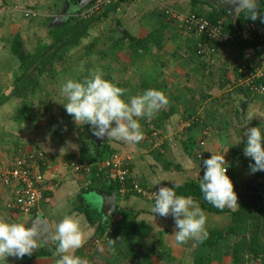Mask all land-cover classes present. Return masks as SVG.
I'll use <instances>...</instances> for the list:
<instances>
[{
	"label": "crops",
	"instance_id": "0c3cea01",
	"mask_svg": "<svg viewBox=\"0 0 264 264\" xmlns=\"http://www.w3.org/2000/svg\"><path fill=\"white\" fill-rule=\"evenodd\" d=\"M30 1L32 0H7V6H33L41 15L39 19L43 22L47 19L44 25V31L47 30L46 36L47 38L50 36L51 39L52 36L50 35V31L55 25L65 23L70 17L75 16V14L77 15V13L83 14L85 11L80 10L77 0H41L39 1L40 4H38L37 0H33L35 1L34 4ZM169 3L174 2L173 0H168L167 2L165 0H136L121 3L116 11V15H120L119 20H117L118 30L116 31L117 33L112 36L111 44L107 46H103L102 44L101 47H97L100 42L96 41L94 47L101 48L102 50H100L103 53H100L101 56H98V59L95 60L96 62L90 63V61H84L85 64H83L87 69H93V67H95L101 70L105 79L111 82H118L116 84L123 89L126 86L128 87V83L131 81L130 78L136 77L141 81L145 90L151 88L156 90L161 89L163 91L171 104L168 103L169 105H166L167 108L164 106L161 110L157 111L156 115L152 118H145L141 121V123L144 124V127H142L143 135L144 131H147V126L145 125L147 122L150 123V120H155L161 111H168L171 106H174L175 111L170 118L163 122L160 119H156L155 123H157L165 135L166 140L163 149L165 150L168 148L177 155L178 164L176 165V171L178 172L164 171L162 169V171L159 172V178L152 177L154 173H158L153 166L140 161L141 159L138 152L141 145H144L142 143L143 140L139 143H126L123 141L97 139L92 134L90 126L84 125L82 122L78 124L75 123L72 117L66 113L62 103H66L67 101L64 97L59 95V89L61 84L67 79L83 80V75L81 72L77 71L78 67L73 68L69 66V70L72 68L71 72H69V70H66V66V68H60L53 74H48L47 78L44 77L40 80L36 92L29 95L30 99H27V97L20 98L11 96L14 89V81L20 73V62L12 53L10 45H12V41L17 34H21L24 43H27V41L31 39L33 41H38V34H43V28L41 29L39 27L37 22L38 19L28 20L16 12L12 15L11 12L0 14V99L1 97H7L6 102L0 106V160L13 156L21 147L27 149H42L47 152L51 158L50 166H48L45 172V191L48 194L44 196L41 201L39 210L33 215H23L8 210L6 208V202L10 196L9 188L0 181V218L10 222H23L31 226L38 213H41L48 220L52 234L54 235L55 227L59 220L63 218L64 215L70 214L77 218L82 226L85 238V243L81 247L83 249V247L95 237L96 228L90 225L85 213L79 208L82 205V199H80V197L82 196L85 203L96 206L100 211L102 201L97 192L100 190L105 191L103 187L105 183L96 185L102 186L99 189H90L91 176L87 173L73 172L70 167L71 159L74 155L76 158H79L82 152L91 157L95 155V150L97 148L100 149L102 145L107 142L116 150V153L124 154L127 159L130 160L128 162L129 167L132 168L130 169L132 170L133 176L140 179L143 184L153 190H157V188L159 189V187L166 186L167 184H183L187 181L189 178L184 181L181 180L182 176L179 172L181 170L178 169L179 166L180 168L181 166L186 168L184 164L194 167L193 169L199 171L201 174L200 177L202 178L204 169L202 166L200 168V164H203L204 159L210 158L212 153L222 155L223 149L226 151L225 154H228L227 142L222 136L223 130H214L217 132L220 131L219 135L214 133V131H212L213 133L211 134L208 133L209 135H204L203 132L205 128L210 129V125L216 121V123L219 124V128L225 129L226 126V124L222 122L223 119L220 121L218 118V116L226 115L225 108L220 107L219 110L222 112H219L218 116H216V112L207 111L205 110L206 106L203 108V106L200 105L204 103L199 95L203 94L201 86L204 87V85L208 83L206 82L207 79H210V82L215 81L211 87H219L222 93L234 90L232 96L235 100L233 101L241 105V117L244 119L243 121L247 122L242 126V130H240L242 135L244 131L250 127H260L264 130V100L256 102V96L249 97L245 95L236 84V68L241 60L237 46L219 47L217 51L212 54H198L195 45L196 40H194L195 38L198 39L197 36L190 37L191 34H189L180 23L169 21L165 16L161 15L162 12L159 14L158 10ZM41 4L44 5L42 6ZM190 4L191 0H187L183 2L179 8L186 11L187 8H191L188 10L191 11L192 4ZM261 7L264 8V3H262ZM102 20H100L101 23H98L103 24L110 22L109 17L106 19L103 18ZM256 22L264 25V22H261L260 18H258ZM163 24H167L165 37L163 39V47L160 49L155 44H151L148 49H141L139 51L140 59L137 58L136 62L132 59H134L133 56H136L134 51L138 52V50L131 46L129 39L123 40L120 44H117V41L122 40L127 34H131L136 38H144L150 32L160 28ZM182 30L184 32H182ZM118 33L120 36L117 35ZM88 38H90V36H88ZM52 41L45 42L52 43ZM83 41L84 39L79 44L66 49L64 60L55 63L53 69H56L58 63L66 62L75 56V52L78 51L77 49L83 44ZM25 48L30 50L27 46H25ZM87 53L83 58H88L90 56L89 52ZM124 54H128V61L123 58L119 59V56ZM99 58L103 59L100 60ZM100 62L102 64H100ZM197 85L199 86L196 88L199 89H191ZM206 86L209 89V86ZM181 87L184 89L183 91ZM176 97L177 99L173 101H177V103L176 105H172V99ZM196 99L198 102H195ZM218 99H222L223 101L225 97H219ZM218 99L214 101V103L222 102ZM183 101L184 103H192L193 106L192 104L185 105L183 109L181 106ZM205 101L208 102L207 99ZM208 109L210 110V108ZM185 111L186 113H184ZM183 113L185 115L189 114L190 116H196L195 118L201 119L205 125L204 128H200V125L196 124L190 131L197 144L203 139L206 141L204 148L196 145L194 155L192 156L185 152L181 141L184 138L183 120L185 116H183ZM229 116H231L230 113ZM251 118L253 119L251 120ZM224 132L227 133L226 130H224ZM178 133L180 136L177 135ZM244 139V143L241 144L243 146V156L248 158L244 155L246 137H244ZM144 141L147 143L146 140ZM231 146H238V144L233 143ZM180 147H182L183 151L179 150ZM205 149L210 151H205ZM162 157H164V155ZM152 158L162 160L157 156L155 158L152 156ZM248 159L251 160L250 158ZM158 162L162 163L161 161ZM239 162L241 161H236L234 164L230 162V165L231 167L234 165L237 168ZM168 165L167 168L169 169L171 164ZM142 166H148L154 172L146 171L148 173L144 174V170L141 168ZM245 167L247 166L245 165ZM230 169L232 174L231 177L234 178V176H236V169H234V171L232 168ZM248 170L249 173H251L249 175L252 176L253 174L249 168ZM161 176L162 178H160ZM194 179L199 180V178ZM155 181H161L160 184L162 183V185L153 186ZM253 183L257 186H264V178L261 180L257 179V181L254 178ZM238 185L239 184L234 183V189L238 188ZM244 198V195L238 198V201L241 202H239V205L235 206L234 210L239 209L241 204L244 203ZM117 205L125 209L142 211L138 219L142 221L147 220L149 222L153 228L151 234L143 240L139 239L141 241L137 239L134 240L136 242L131 244V246L129 243L131 248L126 244L127 242L122 240H118L113 244L106 240H102L93 245L94 247L87 252V256L81 257L78 255L81 248L76 250L75 254L85 259L87 264H151L150 262H153V264H194L196 254L199 252L203 253L204 247H199L196 241L181 245L175 243L173 235L175 222L173 217L171 215L167 217L155 216L152 212L154 206V201L152 199L136 195H121ZM202 210L206 214L209 213L208 210ZM116 212L117 208L113 215L114 219L118 220L119 216L116 215ZM41 236L42 232L39 229V236L37 238L43 241ZM131 242L133 241L131 240ZM54 244L53 242V245ZM47 248L50 247H45L43 244L42 247L38 246L34 249L32 253ZM148 248H151L152 252L158 250L159 253L165 251L170 252L168 249L171 248L173 253L172 255H161L160 253V256L158 254L156 257L154 255L150 257ZM57 259L58 257L54 252L51 255L39 257L25 255L23 258H17L15 256H10L8 259L5 258L0 260V264H56Z\"/></svg>",
	"mask_w": 264,
	"mask_h": 264
},
{
	"label": "clouds",
	"instance_id": "9594fccd",
	"mask_svg": "<svg viewBox=\"0 0 264 264\" xmlns=\"http://www.w3.org/2000/svg\"><path fill=\"white\" fill-rule=\"evenodd\" d=\"M230 3L236 6L235 11L243 10L246 18L252 21L260 18L264 22V8L261 7L264 0H230ZM125 93V89L105 79L99 69L92 70L82 81L67 79L59 89V95L67 101L62 103L66 113L75 123L82 122L90 126L97 139L139 143L143 140L139 120L152 118L169 101L162 91L156 89H148L127 98ZM243 136L246 137L244 155L254 161L249 165L250 171H264V130L250 127L244 131ZM241 139L240 135L237 143ZM225 165L224 155L212 153L210 158L204 159L203 164H200L204 174L199 178V189L203 199L213 207L234 210L238 204V196ZM160 182L155 181L153 186ZM180 186L174 184V187H159L154 192L152 212L155 216L173 217L176 244L203 242L209 235L207 217L191 196L177 194L175 189ZM38 236L39 229L35 224L29 226L23 222H10L0 218V260L10 256L23 258L31 255L34 249L44 244ZM52 241L56 245V264H87L85 259L75 254L84 245L85 238L80 221L74 216L64 215L59 220Z\"/></svg>",
	"mask_w": 264,
	"mask_h": 264
},
{
	"label": "trees",
	"instance_id": "16d2710c",
	"mask_svg": "<svg viewBox=\"0 0 264 264\" xmlns=\"http://www.w3.org/2000/svg\"><path fill=\"white\" fill-rule=\"evenodd\" d=\"M120 4V2L111 4L110 6L106 7L104 11L98 16H94L93 14L92 16L88 17L84 16L81 13H77V15L75 14V16L70 17L67 22L55 25V27L50 31V35L53 39L52 43L41 41L39 42L35 51H30L25 48V43L22 39L21 34H17L12 41L11 51L19 59L20 73L14 81V89L11 96L26 98L29 95L35 93L40 83L39 77L50 74V72L53 71L54 63L64 60L66 49L79 44L84 38L88 37L91 31V26L95 22L102 20L103 18H108L112 12H116ZM191 4V12L200 14L216 24H224V26L226 27L225 29L230 32L241 30L247 20H251L246 18V14L242 10L238 14L235 23L233 24L230 21V16L227 10L221 6L209 4L204 0H191ZM0 7H8L7 0H0ZM166 29L167 24H163L160 28L150 32L144 38H136L131 34H127L124 38H122V40H118L117 44H120L123 40L129 39V41L131 42V46L137 49L138 52L141 49H148L151 44H155L158 48L161 49L163 47V39L165 37ZM188 33L191 34L190 37L197 36L198 39L195 38L194 40H196L195 45L197 47L196 49L198 50L199 43L205 42V37L198 36L193 30H188ZM256 45L257 44H254L255 47H257ZM213 46H216L218 48L225 47L223 45L216 44H214ZM236 46L240 52L241 59L244 57L245 50L251 47L241 41L237 42ZM236 75H238V69L236 70ZM236 84L239 89L243 93H245V95L249 97L256 96L249 90L243 88L238 83ZM148 89L151 88H147V90ZM159 91L162 90L160 89ZM6 100L7 97H1L0 106L4 102H6ZM174 111V106H171L168 111H161L156 119H160L162 122L166 121L174 114ZM196 122V124H199L198 118ZM196 124H193L186 128V133H184V138L182 139L184 150L190 156L194 155V149L196 145H198L196 140L190 133L191 129ZM156 132H159L161 136L165 137L162 131ZM149 133L151 137H153V132L149 131ZM154 139L156 140L155 137ZM164 145L161 147L162 149ZM20 149L26 150L27 148L21 147ZM238 149L239 148L237 146H231L230 148L234 163L236 162L237 158L241 159L244 164L250 169L249 165L254 163V161L249 160L248 158H245L243 156V146L240 152L238 151ZM114 154H116V150L112 148V146H110V144L107 142L103 144L100 149L97 148L95 150V155L91 157L84 152H82L79 158H76L75 155L72 156L71 163L75 160H79L81 162H91V170L89 172H81L87 173L91 176L90 189H99L102 186L96 185H99V183H105V185L103 186L104 190L109 194L115 192L119 199L121 196L119 192L121 183L118 181L108 182L102 175L98 173L97 170V167L101 163L111 158ZM229 170L231 177V169L229 168ZM254 177L256 181L257 179H263L264 171H257ZM130 182L131 180L129 179V186H131V184H129ZM180 185L181 186L179 188L175 189L178 195L191 196L196 202L199 203L202 209L208 210L209 212L215 214H229L230 216L229 225L225 229L217 228L214 230H208V238L203 242H197L199 247L215 248L219 247L228 238H235V242L232 247V264H243L245 259L256 260L259 261L260 264H264V212L263 210L256 207L254 201L251 200L242 203L237 210H231L229 208L220 210L213 207L203 199V194L199 189V180L189 178L187 181ZM166 186L174 187V185L170 184H167ZM47 194L48 193L44 191V196H46ZM132 195L140 196L135 192H129L125 196ZM80 199H82V205L79 208L85 213L90 225L96 228L95 237L86 246H84L83 249L81 248L79 250L78 255H80L81 257L87 256V252H89L92 247H94L93 245L98 240L105 238L106 236L108 238V242L112 244L117 242L118 240H122L124 242L132 240L133 242L130 243L134 244L136 242L134 240H143L147 238L153 230L152 226L147 220L142 221L138 219L142 211L125 209L117 205L116 215L119 216V219L115 220L113 215L112 218L105 221L102 219V214L96 206L85 203L82 196L80 197ZM152 200L154 201V199ZM55 247L56 245L54 244L50 248L34 252L31 255L27 256L39 257L51 255L55 252ZM204 259V253L199 252L195 256L194 264H204Z\"/></svg>",
	"mask_w": 264,
	"mask_h": 264
},
{
	"label": "built area",
	"instance_id": "2783aa9c",
	"mask_svg": "<svg viewBox=\"0 0 264 264\" xmlns=\"http://www.w3.org/2000/svg\"><path fill=\"white\" fill-rule=\"evenodd\" d=\"M129 1L136 0H96L94 4L85 9L83 15L90 17L113 3ZM15 7H1L0 12H11ZM163 12L169 21L180 23L187 32L193 30L198 36L205 37V42L198 45V54L215 53L218 47L213 46L214 44L229 47L241 41L251 46L245 50L244 57L237 65V83L256 96H264V25L247 20L241 30L230 32L225 29L224 24H216L194 12H184L169 5L163 7ZM23 13L28 19L38 16V12L31 8H25ZM254 44H257V47ZM196 121L197 118L194 117L186 121V126H191ZM204 133L208 134L209 130H205ZM154 137L156 138V147L161 148L165 144V137L161 136L159 132H155ZM205 145V139L198 143L201 148H204ZM50 161L49 154L39 148L19 149L13 156L0 160V181L9 188L10 196L6 202L8 210L23 215H33L39 210L46 190L45 172L50 166ZM91 166V162L79 160L70 164L75 173L89 172ZM97 170L108 182L118 181L121 183L119 191L121 195L135 192L141 197L154 199V192L157 191L147 187L140 179L133 176L127 158L121 154H114L101 163ZM227 175L230 177L229 168ZM129 179L131 186L128 185ZM101 240L108 241V238L106 236Z\"/></svg>",
	"mask_w": 264,
	"mask_h": 264
},
{
	"label": "rangeland",
	"instance_id": "374dc122",
	"mask_svg": "<svg viewBox=\"0 0 264 264\" xmlns=\"http://www.w3.org/2000/svg\"><path fill=\"white\" fill-rule=\"evenodd\" d=\"M35 1L32 0L30 2H33L32 4H34ZM37 1H38V4H40L39 1H41V0H37ZM165 1L167 2L168 0H165ZM186 1L187 0H173L174 3H169L170 5L169 4H167V5L173 6V7L177 8V9H181V8H179L180 5L183 2H186ZM41 5L43 6L44 4H41ZM25 8H34V7L31 6V5H24V6H21V5L19 6L18 5L17 7H15V9L13 11H11V15L12 14H15V12H16V13H19V15H21L22 17L25 18V15L23 13L24 10H25ZM105 8L106 7H104L103 9H101L100 12L95 13L94 16L100 15L104 11ZM189 9H191V8H187V11L186 10H182V9L181 10L184 11V12H191V11H188ZM158 11H159V14H160V12H162L161 15L165 16L164 15V12H163V8L160 9V10H158ZM0 14H6V13L0 12ZM119 16L120 15H116V12H112L110 14V16H109V19H110V22L109 23L100 24L101 23L100 20L97 21V22H95L91 26V31H90V34H89L90 38H88V37L84 38L83 44L78 47V49H77L78 51H76L75 54H74L75 56H73L72 58H70L66 62L58 63L56 65V69L54 68L53 71L50 72V74H53L55 71H57L60 68H63V67L66 68V66H67L66 70H69V66H71L73 68L78 67L77 71L78 72H81V74L83 75V79H84L85 77H87L90 74V72L92 70L97 69L95 67H93V69H89V68L87 69V67L83 66V64H85L84 61H86V62L87 61H90V63H94V61L96 59H98V56L100 57L101 54L103 53L101 51L102 50L101 48H95L94 47L96 41L100 42L98 46L96 45L97 47H101L102 44H103V46H107V45H110L111 44V40H112L111 38H112V36H114V34L117 33L116 31L118 30V28H117L118 27L117 20H119V18H120ZM39 17H41V15L38 12V16H36V17H34L32 19H28L27 17L25 18V19H28V20H33V19L36 20V19H38L37 22L39 24V27L41 29L43 28L42 29L43 30L42 31L43 34H41V35L38 34V37H37V40L38 41H33L31 39L32 42H31V40H28L27 43H25V46H27L28 48H30V50H32V51L35 50L36 46H38V44H39L40 41H43V42H45V41L51 42L52 41V39H51L50 36H49V38H47V36H46L47 35V30L44 31V29H45L44 28L45 27L44 25H45V22H46L47 19H45V21L43 22L41 19H39ZM104 19H106V18H104ZM98 22H100V23H98ZM182 32H184V31L182 30ZM117 35L120 36L119 33ZM11 46L12 45H10V48H11ZM87 52H89V54H90L91 57L89 56L88 58H83ZM134 53L136 54V56H133L134 59H132V60L136 62L137 61V58L140 59V56H139V52L134 51ZM120 58H123V59H126V60L129 59L128 58V54H124L122 56H119V59ZM99 59L101 60L103 58H99ZM57 62H55V63H57ZM100 64H102V63L100 62ZM71 69L69 70V72H71ZM44 77L47 78L48 75L41 76V77H39V79L41 80ZM130 79H131V81L129 80L130 83H128L129 84L128 87L126 86L124 88L126 90L125 96H127V97L134 96V95L141 94V93H143L145 91V89L143 87V84H141V81H139L138 78L132 77ZM206 82H208L206 85L209 86V89L204 84H203L204 87L201 86V89H203V92H202L203 94L202 95L199 94V95H200V97H201V99H202V101L204 103L203 104H200V105L203 106V108L206 106L205 107V110H207V111L216 112L215 113L216 116H218V113L219 112L220 113L222 112L221 110H219L220 107L225 108L226 109V111H225L226 115H224L225 117L224 116H220V117L218 116V118H219L220 121H221V119H223L222 122L224 124H226V126H225V129L224 128H219V124H217L216 123L217 121H216L212 125H210V129L205 128V130H209L210 131L209 134L213 133L212 131H214V130H217V131L218 130H223L222 136L224 137V139L227 142L228 154H225L226 151L223 149L222 155L225 156L226 165L229 166L228 168H232L233 171H234V169H236V172H235L236 176H234V178L230 177L232 179V181H233V184L234 183L235 184H239L238 185L239 187L238 188H235L234 190L236 191L238 198L241 195H244V197H245L244 198L245 199L244 202L251 201L252 200V201L255 202V205L258 208V206H260L259 203L261 204V201L264 198V190L262 189V186H261V188H259V186H257L256 184L253 183V179L255 178V177L253 178V176L255 174L252 173L253 174L252 176L249 175L251 173H249L248 168L245 167V164H244V162L241 159H238L237 158V160H236L237 162L238 161H241V162L238 163L239 166L237 168L234 165L232 167L230 165V162H233V164H234L233 157L231 156V151H230L231 145L233 143H237V141H238V139L240 138V135H241L242 139H241V141L239 143H237L238 144L237 147L239 148L238 151L240 152L242 150L241 149L242 148V145L241 144H243L244 143V140H245L244 137H243V135L241 134V131L240 130H242V126L244 124H246L247 122L246 121H243L244 119L241 117V114H242V113H240L241 112L240 111L241 105L240 104H237V103H235L233 101V100H235L233 98V96H232L233 93H234V90H232V91L230 90L231 92L227 91L226 93H222L219 90V87L218 88L217 87H214V88L211 87L212 84H213V82H215V81L210 82V79H207ZM236 82H237V79H236ZM114 83H118V82H114ZM198 86L199 85L194 86L191 89H193V88L194 89H199V88H196ZM182 87H183V85H182ZM182 87H181V90L183 91L184 89H182ZM179 91H180V89H179ZM196 94H198V93H196ZM234 95H236V94H234ZM127 97H125V98H127ZM219 97H225V99H223V101H222V99L221 100L218 99ZM27 99H30V96L27 97ZM175 99H177V97L172 99V105H174V104L176 105L177 101L176 102L173 101ZM206 99H207L208 102L205 101ZM217 99L220 100V101H222V102L214 103V101H216ZM261 100H264V96H256L255 97V101L256 102H258V101L261 102ZM195 102H198L197 99L195 100ZM20 104L21 105H24L23 103H20ZM169 104H171V103H169ZM179 104H180V101H179ZM191 104L192 103H189V102L184 103V101H183L181 103V106L184 109L185 108V105H191ZM192 106H193V104H192ZM163 107H160L158 109V111L161 110ZM166 108H167V106H166ZM208 108H210V110ZM188 109H190V108H188ZM188 109H187V111H188ZM199 110H201V109H199ZM184 113H186V111ZM184 113H183V116H185V117H184V120H183V123H184V126H183L184 127L183 128L184 132L183 133H186V130H185L187 128L186 125H185L186 124V121H188V120H190V119H192V118H194L196 116H190L189 114L185 115ZM229 113L231 114V116H229ZM142 120L143 119H140L139 120V123L141 125V128L144 127V124L141 123ZM155 122L156 121L153 119V121L150 120V123L147 122L145 124L147 126V131H144V129H143L144 135H143V142L142 143L144 145L143 146L141 145L138 154L140 155V159H141L140 161L141 162L143 161V163L145 162L148 165L153 166L154 169L156 170V172H158V173H154V175L152 177H158L159 178V176H160L159 175V172H161L162 169L164 171L165 170L166 171H176L177 170L176 169V165L178 163H177V155H176L175 152L170 151V149H168V148L164 150L162 148H157L156 147V145H155L156 141L154 139V132H156V131H160L161 132V129L157 125V123H155ZM199 125H200V128L201 127L202 128L205 127V125H204L203 121H201V119L199 120ZM148 129H150V130H148ZM205 130H203V132ZM224 130H226L227 133H225ZM149 131L153 132L152 133L153 134V137H151ZM217 131H214V133H216L217 135H219L220 134V131L219 132H217ZM176 133H177V131H176ZM177 135L180 136L179 133ZM204 135H206V134L204 133ZM181 136H182V134H181ZM144 140H146L148 144L145 143ZM179 150L180 151H183L182 150V147H180ZM151 155L154 158L157 156L159 159H162V160H158L156 158L153 159ZM163 155H164V157H162ZM121 156L127 158L124 154H121ZM127 160L130 161L129 159H127ZM158 161H161L162 163H160ZM157 162H158V165H157ZM168 164H171V166H170L169 169L167 168L169 166ZM184 166L186 168H184L182 166H181V168H178V169L181 170V171H179L180 172V175L182 176V179L181 180L184 181V180H186L188 178H193V179L194 178H200V176H201L200 172L197 171L196 169L194 170L193 169L194 167L188 166L186 164H184ZM141 168L144 170L143 171L144 174H147L150 171L151 172H154L148 166H144V167L142 166ZM238 168H239V170H238ZM241 170H243V171H241ZM146 171H148V172H146ZM176 172H178V171H176ZM160 178H162V176ZM251 178H252V180H251ZM161 185H162V183L159 186H161ZM156 191H158V188H157ZM242 201H243V199H242ZM239 202H241V201H238V204L237 205H239ZM204 214L207 217V224H206L207 230H214V229H217V228L218 229H225L229 225V223H230V216H229V214H213V213H210V212L208 214H206V213H204ZM100 241H102V240L100 239ZM130 242H131V240H128V242L126 244L129 246V243ZM190 242L191 241H188V243H190ZM234 242H235V238H228L219 247H216L214 249L213 248H211V249H209V248H203L204 249L203 253L206 255L205 264H232V262H233L232 247H233ZM130 246H131V243H130ZM168 250H170V252H166V251L163 252V253L160 252L161 255H163V254L164 255H169V254L172 255V253H173L172 252V249L170 248ZM148 251L150 252V257L152 255H154L156 257V256H158V254L160 256V253H159L158 250H155L154 252H152L151 248H148ZM150 263L153 264V262H150ZM185 264H188V263H185ZM243 264H260V262L259 261H256V260L245 259V261L243 262Z\"/></svg>",
	"mask_w": 264,
	"mask_h": 264
},
{
	"label": "water",
	"instance_id": "95a60500",
	"mask_svg": "<svg viewBox=\"0 0 264 264\" xmlns=\"http://www.w3.org/2000/svg\"><path fill=\"white\" fill-rule=\"evenodd\" d=\"M95 1L96 0H77L80 6V10H85L87 7L94 4ZM204 1L208 2L209 4L218 5L225 8L230 16V21L233 24L235 23L238 14L242 11V10L235 11L236 6L231 4L230 0H204ZM259 188H261V186H259ZM262 189L264 190V186H262ZM97 194L100 196L102 201L100 212L103 216V219L106 221L110 219L111 216L116 211L118 204V196L115 192L112 194H108L103 190L98 191ZM259 205L260 206H258V208L263 209L264 211V198L262 199L261 204L259 203ZM32 224H35L42 232L41 239L44 241V246L51 247L53 245V241H52L53 234L48 220L41 213H38L37 217L33 220Z\"/></svg>",
	"mask_w": 264,
	"mask_h": 264
}]
</instances>
